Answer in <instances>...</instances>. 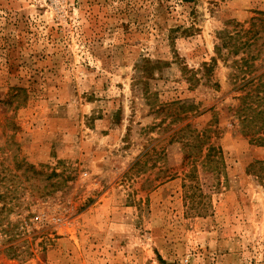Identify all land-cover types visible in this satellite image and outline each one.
Instances as JSON below:
<instances>
[{"label": "rangeland", "instance_id": "374dc122", "mask_svg": "<svg viewBox=\"0 0 264 264\" xmlns=\"http://www.w3.org/2000/svg\"><path fill=\"white\" fill-rule=\"evenodd\" d=\"M0 264H264V0H0Z\"/></svg>", "mask_w": 264, "mask_h": 264}, {"label": "trees", "instance_id": "16d2710c", "mask_svg": "<svg viewBox=\"0 0 264 264\" xmlns=\"http://www.w3.org/2000/svg\"><path fill=\"white\" fill-rule=\"evenodd\" d=\"M222 38H226V39H227V38H229V36L226 35V34H224V35H221V36H220V39H222ZM229 39H230V38H229Z\"/></svg>", "mask_w": 264, "mask_h": 264}]
</instances>
